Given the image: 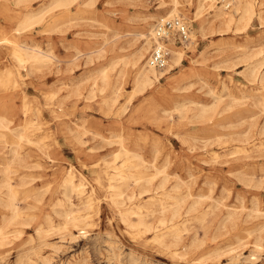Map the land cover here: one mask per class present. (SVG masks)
I'll list each match as a JSON object with an SVG mask.
<instances>
[{
	"label": "rangeland",
	"instance_id": "374dc122",
	"mask_svg": "<svg viewBox=\"0 0 264 264\" xmlns=\"http://www.w3.org/2000/svg\"><path fill=\"white\" fill-rule=\"evenodd\" d=\"M253 2L245 28L200 32L213 10L198 18L195 0H180L175 17L190 40L169 59L179 50L181 62L139 91L125 61L147 41L146 62L149 29L169 5L145 0L142 12L139 0H99L89 12L74 6L67 21L45 0H0V119L9 127L0 181L10 149L22 159L8 172L20 214L3 229L4 264H264V0ZM40 9V22L19 25ZM20 46L45 57L21 64ZM69 173L90 205L63 183ZM135 177L150 191L132 193ZM175 199L180 240L159 245L158 203ZM70 211L85 214L84 234L64 226ZM122 213L157 232L127 226ZM9 216L0 205V225Z\"/></svg>",
	"mask_w": 264,
	"mask_h": 264
},
{
	"label": "bare ground",
	"instance_id": "6f19581e",
	"mask_svg": "<svg viewBox=\"0 0 264 264\" xmlns=\"http://www.w3.org/2000/svg\"><path fill=\"white\" fill-rule=\"evenodd\" d=\"M30 1L31 0H15L16 3L23 2L24 5L30 4ZM45 1H47L48 6H53L55 8L62 10L64 12L63 18H65L67 21H70V20H72L71 18L75 17L74 12L72 11V8L74 6H75V11H77L79 13L89 12V11H93L95 9L96 4L99 0H45ZM187 1H189V0H187ZM234 1H235V5L232 7V9L229 11H225V9L227 7L226 6L227 3L230 6V4ZM179 4H180V0H159L158 8H165L169 5L168 10L166 12H164L163 15L159 16V21L164 20V19H170V18L177 16ZM139 6H140V9L142 12L147 11V5L145 3V0H139ZM254 7L255 6H254L253 0H226V3H223L221 5H217L214 0L213 1L195 0V9H196L195 10V16L197 15L198 18L199 17L201 18L204 15L208 14L209 10H213V12H214L212 14V19L210 21H208V19H205V21L204 20L200 21V23H199V29L200 30L199 31L203 32L205 30V26L208 27L210 25H218L219 27H225L228 29L234 23H236V27H235L236 30L241 29V27H239L238 24H243L242 28L243 27L245 28L247 23L251 20V18L253 16V13L255 11ZM42 12H43V9L37 10L35 12L28 10L26 13L21 15L19 25L24 27L26 25L27 26L31 25V23H34V22H40L42 20V16H41ZM148 16L151 17L153 15L150 14ZM206 21H208V22H206ZM17 29H19V28H17ZM149 31L151 34H153V29H151V30L149 29ZM139 35L143 36L144 34L142 32V33H139ZM146 43H148V42L146 41L145 45H146ZM145 45L142 44V45L138 46L136 49H134V51L131 54V58L128 59V61H125V64L127 62L128 64H130L134 68V71H135V73H134L135 88H136V90H139V91L142 90L146 86H151L154 82L158 81L159 78H162V77L166 76L167 74H169L171 72V70L173 69L174 65L180 64L181 57H182V53L179 50L173 51V53L169 59L170 63L168 61L167 66L163 70L157 71L158 69H154L152 67H149L146 62L143 63L144 54L146 51ZM20 49L26 54V58H22L19 56V54H16V53H15L14 57L21 64H22V62H24L27 59H30L32 63H38V62H41L43 60V58L45 57L42 54V51H39L38 49H34V48H30V47H26V48L22 47L21 48V46H20ZM255 75H256V73L253 74V76H255ZM263 76H264V74H263ZM102 78L103 79L106 78L105 73H102ZM201 126H203V125H201ZM7 129L9 130L8 125L6 123H4L2 118H1L0 119V133L1 134L4 133V130H7ZM16 135H17V139H18L15 141L16 143H18L20 139L26 138L25 134H23L22 132L16 133ZM253 136H255V135H253ZM27 140L29 141V139H27ZM126 151L127 150L124 149L125 154H127ZM10 154L11 155L9 157L3 158L4 159V163H3V167H2L3 177H2V180L0 181L1 182L0 185L3 188V190L0 193V205H1V207H4L5 209L9 210L11 212V216L3 217L1 219L2 223L0 225V244H2L5 241V237H6V233L4 232L3 229L8 227L11 224L12 220L17 218L18 215L20 214V212L18 211L19 210L18 206L14 203V197H15L14 192L15 191L12 188V183L10 182L8 172H9L10 164L12 162L17 161V160L19 162L22 159L19 157V153L17 152V148H14V147L11 148ZM132 156H134V155H132ZM22 166H24V165H22ZM249 167L247 166V168H249ZM146 181H148V180H141L140 178L135 177L133 180L132 193L134 191V188L137 189L139 195H141L142 193L150 191V187L148 185L144 184V182H146ZM165 182H166V180H163V183L159 187L164 186ZM63 183L69 187L70 191H73L78 196L80 203H84L86 206L90 205L91 198H89L90 197L89 195L85 196V197H88L87 199H82V197L84 196V191H85L83 188L84 183L82 181H79L76 183L74 180H72L71 173H69L68 176L65 178V180H63ZM174 188L175 189L178 188V183H176L174 185ZM188 191H190V190H188ZM120 194H122V193L119 191L116 195H120ZM133 196H134V194L131 195L130 197H133ZM158 204H159V206H158V217L156 219V222H158V234L156 233L157 231L154 230L155 226L148 223L145 220L143 215H139L138 220L133 222L130 219V217L128 215H126L127 213H122L121 214L122 220L125 222V224H127V226L137 227L139 229V231H141V232H145L147 230H153L154 232L156 231L155 232L156 234L154 236H155V239L158 241L159 245H166L168 243L172 244V245L178 244V242L180 240V228L178 227L177 223H178L180 216H181V213H182L180 210V207H179L180 201L178 199H175V201H173L171 203H167L166 201H159ZM231 207H233V206H231ZM153 211H151V212H153ZM247 214H249V213H247ZM84 215L73 214L70 211L66 214L65 224L63 222L62 223L64 224L65 227L70 225L72 227L77 228L79 235L84 234L85 233V230H83L84 224H85L84 219L86 218ZM244 215H245V213H244ZM184 221H182V222H184ZM53 225L51 227H53ZM57 227H58V225H57ZM57 227H54V228H57ZM228 237H230V236H228ZM192 251L193 250H191V252ZM29 259H32V258H29ZM0 264H4V262H2L0 260ZM71 264H79V263L73 262Z\"/></svg>",
	"mask_w": 264,
	"mask_h": 264
},
{
	"label": "built area",
	"instance_id": "2783aa9c",
	"mask_svg": "<svg viewBox=\"0 0 264 264\" xmlns=\"http://www.w3.org/2000/svg\"><path fill=\"white\" fill-rule=\"evenodd\" d=\"M214 1L216 4L226 3V0ZM226 6L229 7L228 3ZM189 33V26L181 17L156 22L153 27L151 47L146 58L147 65L154 69H163L169 60L171 47L186 44L190 40Z\"/></svg>",
	"mask_w": 264,
	"mask_h": 264
}]
</instances>
